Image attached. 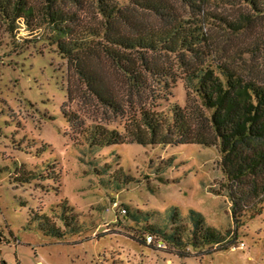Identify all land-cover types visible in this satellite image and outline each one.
<instances>
[{"label": "rangeland", "instance_id": "rangeland-1", "mask_svg": "<svg viewBox=\"0 0 264 264\" xmlns=\"http://www.w3.org/2000/svg\"><path fill=\"white\" fill-rule=\"evenodd\" d=\"M210 10L240 24L231 29L211 19L217 56L264 82L263 22L256 20L246 28L242 19L246 7L239 0H211ZM181 11L189 14L187 9ZM51 36L47 27L30 33L23 23L11 32L0 20V264H264V209L239 229L229 250L190 246L181 256L171 246L159 249L142 243L145 215L151 214L149 224L166 226L165 216L174 206L184 217L191 209L202 213L208 225L223 234L234 230L230 199L218 195L226 194L220 155L196 144H124L92 155L77 146L76 133L61 114L64 104L87 124L99 122L123 130L124 120L108 121L113 117L84 95L85 86L70 73ZM68 90H73L71 100ZM186 102L187 90L180 79L157 105L166 111L173 103L185 107ZM32 140L31 150L19 148ZM44 143L50 149L36 157L35 150ZM15 164L31 171L56 164L59 179L18 185ZM106 164L112 166L109 172L95 171ZM119 168L133 182H117ZM64 199L79 216L80 234L58 240L26 229L32 211L55 218L53 209Z\"/></svg>", "mask_w": 264, "mask_h": 264}, {"label": "trees", "instance_id": "trees-1", "mask_svg": "<svg viewBox=\"0 0 264 264\" xmlns=\"http://www.w3.org/2000/svg\"><path fill=\"white\" fill-rule=\"evenodd\" d=\"M239 3L246 7L244 23L259 20L264 27V0ZM210 4L211 0H0V20L11 32L21 23L30 33L49 28L68 70L85 86L84 95L93 97L113 117L108 121L124 120L123 130L99 122L87 124L64 104L61 114L76 133L77 146L85 147L90 155L124 144H196L218 151L226 193L218 195L230 199L233 231L219 232L194 209L184 217L178 206L165 216L166 226L149 224L151 214L145 215L142 243L148 245L147 236H153L181 256L190 246L229 250L236 244L239 229L264 209V82L217 56L211 19H219L231 29L240 24L215 15ZM181 8L189 14H183ZM260 49L264 64V43ZM180 79L187 90L186 106L173 103L168 110H159L157 102ZM68 92L71 100L73 90ZM144 96L147 99L143 100ZM33 147L34 140L19 148ZM50 147L42 144L35 150L36 157ZM111 167L106 164L95 171L104 174ZM55 169L56 164L39 171L15 164L14 182H57ZM115 180L133 182L122 168ZM53 211L55 218L32 211L26 229L58 240L82 232L79 216L67 199Z\"/></svg>", "mask_w": 264, "mask_h": 264}, {"label": "built area", "instance_id": "built-area-1", "mask_svg": "<svg viewBox=\"0 0 264 264\" xmlns=\"http://www.w3.org/2000/svg\"><path fill=\"white\" fill-rule=\"evenodd\" d=\"M114 207H118V204H114ZM122 212H125L124 210ZM147 243L149 245H155L159 249L167 248L166 244L163 241H155L153 236H147ZM20 264V263H17Z\"/></svg>", "mask_w": 264, "mask_h": 264}, {"label": "crops", "instance_id": "crops-1", "mask_svg": "<svg viewBox=\"0 0 264 264\" xmlns=\"http://www.w3.org/2000/svg\"><path fill=\"white\" fill-rule=\"evenodd\" d=\"M8 264V263H7Z\"/></svg>", "mask_w": 264, "mask_h": 264}]
</instances>
